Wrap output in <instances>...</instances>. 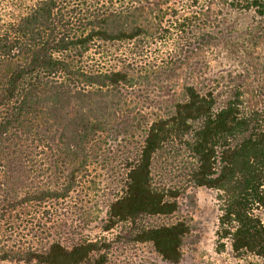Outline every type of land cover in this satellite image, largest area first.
I'll use <instances>...</instances> for the list:
<instances>
[{
  "label": "trees",
  "instance_id": "trees-1",
  "mask_svg": "<svg viewBox=\"0 0 264 264\" xmlns=\"http://www.w3.org/2000/svg\"><path fill=\"white\" fill-rule=\"evenodd\" d=\"M217 5L251 13L244 37L224 30L249 57L245 39L264 33V0H0V262L107 264L105 241L40 235L68 202L93 193L118 140L134 151L103 231L122 224L128 242L177 264L188 222L141 221L176 213L185 187L206 188L218 193L219 240L235 257L264 261V102L243 110L235 91L217 104L189 78L159 96L166 108L136 109L137 90L161 89L212 44L205 29L217 28ZM173 148L189 159L184 186L154 182L157 157Z\"/></svg>",
  "mask_w": 264,
  "mask_h": 264
},
{
  "label": "rangeland",
  "instance_id": "rangeland-1",
  "mask_svg": "<svg viewBox=\"0 0 264 264\" xmlns=\"http://www.w3.org/2000/svg\"><path fill=\"white\" fill-rule=\"evenodd\" d=\"M205 13H201V19H205ZM209 16L211 23L218 24L214 31L205 29L215 36L212 44L195 51L199 55L191 56L197 57L191 62L190 69H178L171 79L160 84L161 89L151 85L137 90L136 109L141 114L152 112L156 108H166L167 104L161 103L159 96L179 91L182 84L191 80L189 78L197 83V87L213 90L218 97L217 104L235 91L241 93L243 110L260 107L264 102V33H258L254 43L245 39V46H249L251 54L247 57L244 52L229 47L224 30L231 27L234 35L244 37L245 29L252 21L251 13L236 12L224 5H217L211 7ZM158 90L163 93H158ZM114 144L113 152L107 155V165L97 172L93 193L88 196L80 194L76 200L68 202L67 208L59 214L56 225L50 226L40 238H59L69 244L80 240L105 241L108 244L107 264H169L160 258L151 244L133 243L124 239L127 231L124 225L119 224L109 231H103L107 204L120 193L122 186V160L131 156L134 151L132 145H123L119 140ZM188 163L189 159L181 149L163 151L153 166L154 182L184 186L187 184L185 173ZM183 192L178 200L179 209L176 213L168 217H145L141 221L145 227L169 224L179 219L188 222L191 231L184 240L182 256L177 264H264V261L250 254L233 256L229 241L219 240L217 231L220 203L216 191L188 186ZM258 215L264 224V211H259ZM21 235L28 239L30 234L25 231Z\"/></svg>",
  "mask_w": 264,
  "mask_h": 264
}]
</instances>
